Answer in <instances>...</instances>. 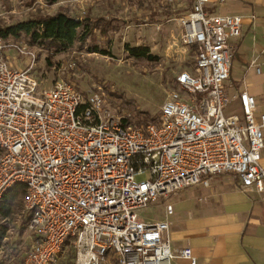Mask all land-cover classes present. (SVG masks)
I'll list each match as a JSON object with an SVG mask.
<instances>
[{
	"label": "built area",
	"instance_id": "2783aa9c",
	"mask_svg": "<svg viewBox=\"0 0 264 264\" xmlns=\"http://www.w3.org/2000/svg\"><path fill=\"white\" fill-rule=\"evenodd\" d=\"M208 1L194 0L178 18L183 42L198 48L195 73H180L159 120L140 127L69 81L43 86L31 72L35 48L0 36V204L14 185H26L23 264H49L66 244L78 264H112L111 252L115 264H173L175 207L165 203L158 221H143L140 209L221 173L264 193V111L244 90L242 116L225 114L230 40L241 35L245 17L207 14ZM7 48L31 57L30 68L11 66ZM179 256L197 264L190 247Z\"/></svg>",
	"mask_w": 264,
	"mask_h": 264
},
{
	"label": "rangeland",
	"instance_id": "374dc122",
	"mask_svg": "<svg viewBox=\"0 0 264 264\" xmlns=\"http://www.w3.org/2000/svg\"><path fill=\"white\" fill-rule=\"evenodd\" d=\"M193 2L58 0L49 4L48 0H0V24L22 21L37 11L55 13L60 7L72 16L92 22V36L76 42L67 51L52 52L39 43L31 45L24 37L17 40L27 42L38 53L31 72L44 82L43 86L51 87L60 79L69 81L86 96L99 94L105 109L140 127L159 120L161 105L176 88L177 76L183 71L191 74L196 71L198 48L183 42V28L178 21L181 15L191 11ZM109 21L111 26L105 30ZM96 45L98 50L90 51ZM139 46H147L155 57L150 60L134 56L130 49ZM6 54L13 57L11 66L30 68L32 58L28 55L21 56L10 48ZM226 109L225 114H230ZM148 177L146 173L136 178ZM181 197V190L169 197H159L139 210L140 218L143 221L164 219L165 203ZM6 222L9 228L0 244V264H23L30 247L27 228L21 232L20 214ZM108 257L115 264V253H109ZM49 264H78L74 245H64Z\"/></svg>",
	"mask_w": 264,
	"mask_h": 264
},
{
	"label": "crops",
	"instance_id": "0c3cea01",
	"mask_svg": "<svg viewBox=\"0 0 264 264\" xmlns=\"http://www.w3.org/2000/svg\"><path fill=\"white\" fill-rule=\"evenodd\" d=\"M205 10L245 17L241 35L230 40L234 54L225 82L230 96L226 110L242 116L239 94L247 90L264 111V0H209ZM261 161L264 164V153ZM181 192L180 199L166 202L175 207L169 218L177 254L173 264H190L179 256L188 247L197 264H264V193L245 188L232 173L216 174L208 184Z\"/></svg>",
	"mask_w": 264,
	"mask_h": 264
},
{
	"label": "trees",
	"instance_id": "16d2710c",
	"mask_svg": "<svg viewBox=\"0 0 264 264\" xmlns=\"http://www.w3.org/2000/svg\"><path fill=\"white\" fill-rule=\"evenodd\" d=\"M57 1L48 0V3ZM58 9L59 11L51 14L37 11L22 21L9 23V25L0 24V36L14 39L24 37L29 40L31 45L39 43L52 52L67 51L76 42L85 40L89 35L92 36V22L87 21L86 18L72 16L61 7ZM110 26L109 21L105 30L109 29ZM97 50L96 45L90 51L96 52ZM130 50L136 57H146L150 60L155 57L147 46L132 47ZM48 63L51 64V57H48ZM123 122L127 123L128 119H123ZM26 194V185L17 183L3 197L4 199L0 204V244L9 228L6 220H14L20 214L23 222L21 232L27 228L28 219L23 211Z\"/></svg>",
	"mask_w": 264,
	"mask_h": 264
}]
</instances>
